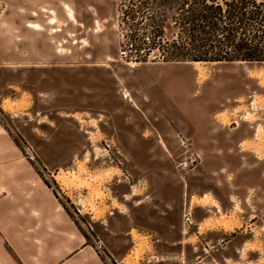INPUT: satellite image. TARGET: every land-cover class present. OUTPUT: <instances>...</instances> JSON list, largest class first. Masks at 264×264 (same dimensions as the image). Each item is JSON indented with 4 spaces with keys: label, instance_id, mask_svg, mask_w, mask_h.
I'll use <instances>...</instances> for the list:
<instances>
[{
    "label": "rangeland",
    "instance_id": "1",
    "mask_svg": "<svg viewBox=\"0 0 264 264\" xmlns=\"http://www.w3.org/2000/svg\"><path fill=\"white\" fill-rule=\"evenodd\" d=\"M125 42L119 0H0V173L54 192L63 257L264 264V63Z\"/></svg>",
    "mask_w": 264,
    "mask_h": 264
},
{
    "label": "trees",
    "instance_id": "2",
    "mask_svg": "<svg viewBox=\"0 0 264 264\" xmlns=\"http://www.w3.org/2000/svg\"><path fill=\"white\" fill-rule=\"evenodd\" d=\"M127 60L264 63V0H119Z\"/></svg>",
    "mask_w": 264,
    "mask_h": 264
},
{
    "label": "crops",
    "instance_id": "3",
    "mask_svg": "<svg viewBox=\"0 0 264 264\" xmlns=\"http://www.w3.org/2000/svg\"><path fill=\"white\" fill-rule=\"evenodd\" d=\"M77 235L67 211L39 177L30 171L0 173V264H94L90 258L63 257L78 248Z\"/></svg>",
    "mask_w": 264,
    "mask_h": 264
},
{
    "label": "built area",
    "instance_id": "4",
    "mask_svg": "<svg viewBox=\"0 0 264 264\" xmlns=\"http://www.w3.org/2000/svg\"><path fill=\"white\" fill-rule=\"evenodd\" d=\"M186 220L190 221V216H189V214H186Z\"/></svg>",
    "mask_w": 264,
    "mask_h": 264
},
{
    "label": "bare ground",
    "instance_id": "5",
    "mask_svg": "<svg viewBox=\"0 0 264 264\" xmlns=\"http://www.w3.org/2000/svg\"><path fill=\"white\" fill-rule=\"evenodd\" d=\"M197 63H199V62H197ZM125 93H127V92H125ZM130 96V94L129 93H127L126 94V97H129ZM131 99H132V97H131Z\"/></svg>",
    "mask_w": 264,
    "mask_h": 264
}]
</instances>
